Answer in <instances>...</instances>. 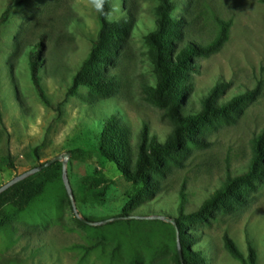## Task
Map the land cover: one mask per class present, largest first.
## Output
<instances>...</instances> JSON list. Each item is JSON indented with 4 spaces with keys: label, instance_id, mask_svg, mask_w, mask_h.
<instances>
[{
    "label": "rangeland",
    "instance_id": "374dc122",
    "mask_svg": "<svg viewBox=\"0 0 264 264\" xmlns=\"http://www.w3.org/2000/svg\"><path fill=\"white\" fill-rule=\"evenodd\" d=\"M175 1L176 49L188 41L208 46L226 27L219 48L192 56L178 80L182 113L200 111L216 85V105L254 96L196 124L178 150L132 180L140 146L164 143L176 127L165 108L146 98L157 80L145 35L155 28L158 0H109V18H128L130 28L105 68L110 85L101 90L72 85L100 28L99 0H0V186L69 152L67 176L80 216L165 215L183 233L188 264H264V172L198 212L229 177L248 171L264 128V4ZM40 36L38 75L47 102L29 68ZM107 122L113 133L104 130ZM108 147L109 157L102 150ZM55 162L0 201V264H179L180 237L170 221L78 219ZM260 164L264 169V159ZM225 236L241 257L227 249Z\"/></svg>",
    "mask_w": 264,
    "mask_h": 264
},
{
    "label": "trees",
    "instance_id": "16d2710c",
    "mask_svg": "<svg viewBox=\"0 0 264 264\" xmlns=\"http://www.w3.org/2000/svg\"><path fill=\"white\" fill-rule=\"evenodd\" d=\"M264 4V0H260ZM177 3L175 0H158L155 7V28L145 35V42L149 47V56L153 64V70L156 74L155 86H149L146 89V98L149 102L165 108L166 114L172 118L176 127L173 130L172 137L162 142L153 141L149 143L147 149L144 145L140 146L139 158L136 162V169L133 173L132 180L143 178L141 172L144 169H155L160 165L161 158L169 155L171 152L178 150L181 146L183 137L189 135L194 130L196 124L203 121L208 116L222 114L224 111L236 106L239 102L253 98L254 92L235 96L228 103L216 105L213 103L214 93L217 92V85L202 101V109L196 112H190L184 115L180 110L183 102L182 89L178 86V80L185 73L192 56L196 54H204L215 51L226 39V27L221 30L217 39L208 46L202 47L191 41L186 42L179 50L174 46V40L178 38L177 28L179 22L172 16ZM110 2L109 0H99V19L100 28L96 37L92 41V47L89 55L83 60L77 72L72 78V85H86L90 88L101 90L109 87L110 82L105 76V68L112 63L114 55L117 53L121 41L128 34L130 28V20L128 18L110 19ZM44 36H40L29 52V68L31 79L39 97L47 102L46 96L42 90L39 81V65L40 53L43 48ZM105 131L113 133L110 122L105 123ZM146 130V127L144 128ZM144 133V137H145ZM103 154L109 157V147L107 151L103 149ZM149 153V156L147 155ZM264 159V128L254 138V155L248 167V171L235 178L229 177L228 182L221 190L216 191L213 196L206 200L200 207L198 212H203L212 207L219 199L230 194L231 188L236 182H247L250 177L260 176L264 169L260 162ZM42 164V163H41ZM56 162L42 169L54 168ZM40 173V172H37ZM31 175L27 178L15 183L2 193H0V201L5 199L10 191L18 189L27 184ZM197 214V213H195ZM127 216V215H126ZM165 216V215H156ZM141 219V218H140ZM178 225V223H177ZM180 247L182 249L183 264H188L184 255V236L182 231L179 233ZM225 245L227 249L235 256L241 257L235 245L228 236H225ZM250 259L252 258V250L249 246ZM178 263L181 264L178 254Z\"/></svg>",
    "mask_w": 264,
    "mask_h": 264
},
{
    "label": "water",
    "instance_id": "95a60500",
    "mask_svg": "<svg viewBox=\"0 0 264 264\" xmlns=\"http://www.w3.org/2000/svg\"><path fill=\"white\" fill-rule=\"evenodd\" d=\"M68 157H69V152L57 155V156L47 160L46 162H44V163H42V164H40V165H38L36 167H33L31 169H28V170L24 171L23 173H21L19 175H16L11 180H9L8 182H6V183H4L3 185L0 186V193H2L3 191L8 189L9 187L14 185L15 183L27 178L28 176L41 171L44 167L49 166L51 163H53L55 161H59L61 163L62 181H63V184L65 186L66 193H67L68 199L70 201L71 207H72L73 212L76 215V217L78 219H80L82 222H84L86 224H89V225H103V224L109 223L111 221L119 220V219H122V218H147V219H162V220H165V221H170L171 223H173V225L176 228L174 219L169 218L167 216H152V217L151 216L150 217H139V216H133V215L113 216V217H109V218H106V219H103V220H98V221H91L89 219H86V218L80 216L79 213H78L77 207H76V202H75L73 190L71 188L70 181H69L68 176H67L66 166H67ZM176 233L178 234L177 228H176ZM177 247H178L177 252H178L179 260H180L181 264H183V258H182L181 248H180V242H178Z\"/></svg>",
    "mask_w": 264,
    "mask_h": 264
}]
</instances>
